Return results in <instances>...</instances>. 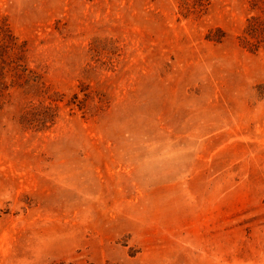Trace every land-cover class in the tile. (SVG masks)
I'll use <instances>...</instances> for the list:
<instances>
[{"label": "rangeland", "instance_id": "obj_1", "mask_svg": "<svg viewBox=\"0 0 264 264\" xmlns=\"http://www.w3.org/2000/svg\"><path fill=\"white\" fill-rule=\"evenodd\" d=\"M4 31L0 264H264V0H0Z\"/></svg>", "mask_w": 264, "mask_h": 264}, {"label": "trees", "instance_id": "obj_2", "mask_svg": "<svg viewBox=\"0 0 264 264\" xmlns=\"http://www.w3.org/2000/svg\"><path fill=\"white\" fill-rule=\"evenodd\" d=\"M256 19H252L250 20V25L248 27V33L250 35H253V36H259L260 32L262 31V28H260V24H258L256 21ZM12 36L9 34L8 31H4V33L2 34V36H0V51L2 52H8L10 50V48L12 47L10 42H8V38H11ZM255 46V48H258L259 47V43L257 44H253ZM25 48V44H23L21 46V51H23V49ZM22 67L21 64H18L17 67ZM17 67L14 68V70L17 69ZM29 71L28 68L26 66H23V69H22V74H19V77H24V74ZM45 264H79L78 262L76 261H65V260H60V261H57V260H54V261H50L48 263H45ZM91 264V263H89Z\"/></svg>", "mask_w": 264, "mask_h": 264}]
</instances>
